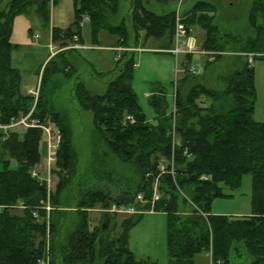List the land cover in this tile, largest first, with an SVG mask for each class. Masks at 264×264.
Returning <instances> with one entry per match:
<instances>
[{"label":"trees","instance_id":"obj_1","mask_svg":"<svg viewBox=\"0 0 264 264\" xmlns=\"http://www.w3.org/2000/svg\"><path fill=\"white\" fill-rule=\"evenodd\" d=\"M118 1L73 0V22L66 30L53 28L52 41H60L62 46L74 35L80 36L82 16L87 14L94 36L99 29L106 28L108 33L117 34L119 40L123 43L127 40L129 44V34L123 24L109 26L106 23L104 12L111 9L114 13ZM155 1L166 3L170 0ZM3 2L0 0V5ZM55 2L9 0L0 9V124L25 116L33 103L31 97L21 92L20 72L11 64L15 48L10 42L13 20L18 15L26 16L31 10L42 23L48 24L49 7ZM129 6L128 20L134 32V44L137 45L140 38L144 42L148 38L172 37L176 21L174 12L155 14L146 9L142 0H130ZM213 10L208 3L198 2L188 13L189 17L182 21L185 25L198 24L204 29L203 48L216 52L206 67L220 59L219 52H222L218 32L211 24L212 17L202 13ZM263 18L264 0H253L249 24L257 28V19ZM256 40H248L239 52H255V47L249 43ZM51 62L41 73L39 95L32 116L41 123L50 119L57 124L62 133V143L57 152L56 167L68 172L72 167V154L67 130L61 126L59 115L43 92L44 84L57 71L47 72ZM117 64L118 74L104 93L91 94L82 86L77 98L82 107L92 113L94 125L110 152L123 162L132 163L140 181L135 190L130 189L114 198L101 191L85 194L79 205L83 211L66 241L61 264H157L148 258H136L128 249V233L136 219H123L119 224L120 232L112 237L113 228H108V221L112 220L109 213L103 215L99 225L91 227L86 212L97 205L103 209L121 205L144 213H165L168 217L170 264H194L196 255L206 256L209 251L212 260L222 264H264V123L253 118L256 98L253 67L244 63L232 71L224 79L222 90L202 84L191 85L186 93L176 89L174 132L178 142L174 148L175 174L173 178L168 174L160 176L162 198L153 206L149 203L141 206L135 202L136 196L142 193L145 200H150L152 185L158 175V163L170 156L172 116L166 117L162 112L157 124L151 125L132 90L134 54H123ZM160 103L158 110L162 109L163 101ZM126 116H131L133 122H125ZM41 138L42 131L37 128L27 129L22 135L8 133L4 141L0 134L1 153L9 158L0 162V264H40L42 261L54 264L52 256L49 261L46 258V212L43 207L39 208L40 203L46 200V184L31 178L29 173V169L40 160ZM11 159L17 164L15 168L10 167ZM245 175L252 179L250 214L236 217L211 214L214 199L231 196L224 189H237ZM202 176L210 179L201 180ZM63 181L61 176L57 192ZM179 199L194 205L192 213L185 216L178 213ZM19 202L24 210L17 214L15 207ZM55 202L52 196L51 203ZM199 211L206 216L200 215ZM33 212L42 219L41 223L32 217ZM50 228L52 232L51 225ZM49 244V252L53 255L55 245L53 241ZM248 258L252 261L248 262Z\"/></svg>","mask_w":264,"mask_h":264},{"label":"rangeland","instance_id":"obj_2","mask_svg":"<svg viewBox=\"0 0 264 264\" xmlns=\"http://www.w3.org/2000/svg\"><path fill=\"white\" fill-rule=\"evenodd\" d=\"M8 1L4 0L0 5V9H3ZM126 1L127 3H124L120 0L116 15L111 9H107L109 13L105 14L108 23L117 24L119 21L121 22L120 19L126 15V8L130 0ZM145 1L142 0L144 5H146ZM198 1H206L213 6V12L205 13H208V17H212L211 24L216 27L219 40L222 43V53L225 54L221 55V52H219L221 58L215 60V63L209 67H204L205 64L198 61L197 65L200 67L199 73L192 76L193 78L191 79V76L185 77L183 73L178 76L175 74L174 56L157 50H150L157 49L155 46L158 45L145 46V51L133 53L135 67L131 84L132 90L136 94L138 103L147 121L151 125H156L159 115L164 112L166 117L172 116L171 133L175 131L176 113L174 109V94L176 89H179L182 93H186L188 88L194 84H202L217 90L224 89V79L232 71L239 69L248 61V57L246 56L248 54H237L241 51L240 46H244L248 40L254 39L257 40L249 43V46L255 47V52H250L254 53L251 54L253 59L251 66L254 70V86L256 92L254 119L260 118V120H263L264 58L261 59L260 57H264V47L262 46V40L264 39V18L257 19V28L249 24V11L253 0H170L166 3H159L152 0L155 7H151V9L155 14L177 12L180 15L178 21L182 22L186 17H189L188 13ZM67 4L68 1L61 0V6L64 5L62 8L64 18L68 22V18L72 13H67ZM70 9H72L71 3ZM24 18L38 32L39 39L33 41L28 38L34 46H29L27 49L21 48L17 52H14L12 67L20 72L22 79L21 90L31 85L33 80L29 78L31 75H34L35 81L39 80L37 86L35 87L34 85V90L39 95L41 73L45 67L44 65L41 68L39 65V57L45 52L40 46L43 42H47V27L35 17L31 10L26 13V16L24 15ZM69 20H72V16ZM123 25L132 30L129 20L125 19ZM191 27L193 28L194 36L198 44L200 46L201 44L203 45L205 40L204 29L198 24L191 25ZM89 28L90 25L88 23L83 28L87 41L88 36L86 33ZM88 44L93 48L78 52L73 51L53 59L47 66V72L50 73L52 70L57 71L51 74L50 79L43 86V92L48 95L51 100V105L59 115L61 126L67 130V138L72 154V167L68 172L61 171L56 167V157L55 162H51L50 165V176L43 177L40 173V179L45 181L49 179V182L46 181L48 188L46 200L40 203L39 208L40 206L43 207L46 212V258L49 261L52 256L54 264H61V256L66 241L78 222L79 214L83 211L79 205L85 194L92 191H101L108 195L109 198H114L130 189L132 191L135 190V187L140 181V175L132 163L123 162L110 152L105 140L98 133L94 125L92 113L85 110L77 98L78 90L82 86L92 94L104 93L107 89L108 81L116 74L117 62L115 60V53L113 51L94 49L95 47L91 41H88ZM226 52L235 54L226 55ZM46 53L48 54L47 50ZM192 60L196 61L198 59L193 56ZM65 61H70L74 69L66 72L64 75L62 70L65 68ZM40 68L42 70L38 77ZM23 94L33 99V106L35 101L34 97L28 93ZM153 100H156L155 104ZM159 100L163 101L162 109L160 110H158L157 106L161 104ZM201 102L199 101L198 103L201 104ZM205 105L207 106V104ZM124 120L126 122V117ZM43 124L53 134L60 132L57 124L50 119H46ZM26 130L23 126L13 129L10 128L7 130V134L16 132L22 135ZM60 134L62 136L61 132ZM6 137H2L3 141ZM45 137L46 132L43 130L42 139L39 143L40 160L29 169L30 176L31 169L38 167V164L42 161L41 158H45ZM5 159L9 158L6 154H2L0 150V162ZM16 165V162L11 159L10 167L15 168ZM38 169L44 171V167H39ZM61 176L64 178V181L60 191L57 192ZM251 185V177L245 175L241 178L240 185L237 189L232 191L224 189V192L231 196L214 199L210 207L211 214L234 217L250 214L252 211ZM52 196H54L56 201L55 204L51 203ZM179 202L178 213L180 215L185 216L192 213L194 205L191 202L184 203L181 199H179ZM115 206L111 205L109 209H113ZM23 210L24 207L19 202L15 207V211L17 214H20V211ZM103 210L105 209L101 205L88 209L86 214L91 227L101 223L104 217L103 215L105 214ZM199 213L204 217L206 216V214L200 211ZM109 217L112 220L110 222L108 221V228H113L110 237L120 232L119 224L123 219L127 217H131L133 220L136 219L135 224L131 226L128 233V249L136 258H148L157 264H170L167 251L168 217L165 213L150 211L136 216L110 214ZM35 221H40L41 223L42 219L38 217ZM50 225L53 228L52 232L50 231ZM51 241L55 245L53 255L49 252V243ZM250 261L252 259L248 258V262ZM194 264H211L210 258L205 255H199L195 257Z\"/></svg>","mask_w":264,"mask_h":264},{"label":"crops","instance_id":"obj_3","mask_svg":"<svg viewBox=\"0 0 264 264\" xmlns=\"http://www.w3.org/2000/svg\"><path fill=\"white\" fill-rule=\"evenodd\" d=\"M67 1H68V4L66 5V10H67V13H72V15H70V17L72 16V20H69L70 19V17H69L68 18V22H67L66 18H64V12L62 10L64 5L61 6V0H56V2L54 4H52V3L50 4V7H49V22H48V24L42 23L43 25H45L47 27L48 37H47V42H43V44H41V46H40L41 49L45 50V52L43 54H41L40 57H39L40 58V64L39 65L41 66V68L44 65L46 66L49 61H53V59H55L57 57L64 56L67 53H70V52H73V51L74 52H78V51H82V50L92 49L93 47L90 44H88V41H91V43L95 47L94 49L104 50V51H113L115 53V56H116V59H115L116 62L118 60V57H117L118 53L113 50V48H116V47L126 48V47H129V46H135V47L140 49V51H138V52H142V51L146 50V49H144L145 46H149L150 47V46L158 45V46H155L157 49H150V50H153V51L157 50V51H160V52L167 53L166 50H168L171 47V45H172V37L171 38H166V39H159V40L148 38L144 42L140 38L139 41H138V44L136 45V44H134V39H133L134 38V32L132 31L133 29L131 30L127 26H125V27L127 28V31H128V34H129V42H128L129 44H127V40H126L125 43H123L121 40H119L117 34L108 33L106 28L99 29L98 33L94 36V34L92 33L91 26L87 30V33H86L87 36H88V41H87V38L85 37L86 35L84 36L83 28H84V26L87 23L90 25V21L91 20L89 22H83V18L87 15V14H84L82 16V20H81V23H80L81 32H80V36H77L78 37L77 42H74L73 40H68V41L66 40V42H64V45L60 46V44H61L60 41H56V42L52 41L51 31H52L53 28L66 30L71 25V23L73 22V20H74L73 0H66V2ZM122 1L124 3H127L126 0H122ZM150 2H151V5H150ZM198 2L208 3L206 1H198ZM198 2H196V3H198ZM70 3H71L72 9H70ZM119 3H120V0L117 2L116 10L114 12L115 15H116V13H118ZM145 3H146V5H145L146 9L152 11L153 13H155L151 9V7L152 8L155 7L154 4L152 3V0H146ZM208 4L211 5L210 3H208ZM51 6H52V8H51ZM105 13H109V12L106 10L104 12V14ZM125 13H126V15H124L125 18L122 16V18L120 19L121 22L119 21L117 24H110V23H108L107 18H106V23L109 26H118V25L123 24L125 19L128 20V15L130 14V6H129V4L127 5ZM174 13L176 14V19L179 20L180 19V15L177 12H174ZM63 25H66V26H63ZM35 34L38 36V38L36 40H34V38H33V36ZM204 36H205V33H204ZM28 38L33 40V41H37L39 39L38 32L36 30H34L33 27H31V25H30L28 20H25L24 15H18L13 20L12 34H11V37H10V42L12 43V45L15 46V48H14L12 54H11V64H12L14 52H17L21 48L27 49V47H29V46H34V44H32V42ZM190 41H191V44L193 45V47H195L196 49H203L204 50L203 45L201 44V46H200L198 44V41H197V39L195 38L194 35L191 36ZM152 42H154V43H152ZM49 46H53L54 49H55L54 50L55 52L51 51ZM74 46H79V47L75 48ZM97 47H99V48H97ZM242 47H243V45L240 46V49ZM46 50L48 51V54L46 53ZM239 53H244V54H248V55L249 54L250 55L254 54V53H250V52H238L237 54H239ZM257 53H259V52H257ZM123 54H125V53H121V57H122ZM167 54H169V53H167ZM224 54L225 53L221 52V55H224ZM227 54L233 55L235 53H231V52L227 53L226 52V55ZM195 58L198 59V61H200L203 64H205L204 67H206L208 62H210L212 60V58L210 56H199V55H197V56H195ZM205 62H207V63H205ZM211 65H213V64H211ZM211 65H209V66H211ZM118 66L119 65L117 64L116 69H115L116 70V74H114V77L111 80L108 81V84L117 76V74H118ZM64 67L66 68V69L64 68L62 70L64 75H65L66 72L71 71V70L74 69V66L70 63V61H65L64 62ZM41 68L39 70L38 77L40 76V73H41V70H42ZM29 78L33 79L32 82H31V85H28V86H26V88L24 90H21L22 93H26L27 94L28 91L35 89L34 85L36 87L37 84H38L39 80L35 81L34 80L35 79L34 75H31ZM108 84H107V88H108ZM20 89H21V83H20ZM254 113H253V118H254ZM254 120L257 121V122L264 123V119L260 120V118H256ZM197 256H199V255H196L195 257H197ZM194 260H195V258H194Z\"/></svg>","mask_w":264,"mask_h":264},{"label":"built area","instance_id":"obj_4","mask_svg":"<svg viewBox=\"0 0 264 264\" xmlns=\"http://www.w3.org/2000/svg\"><path fill=\"white\" fill-rule=\"evenodd\" d=\"M90 18L88 15H86L83 18V22H89ZM193 28L191 26H187L183 24L182 22L178 21V19L175 22L174 25V31L172 35V46L167 52L172 54L175 58V74L178 75L180 73L187 74V75H197L199 73L200 67L197 65L198 60L194 61L192 60L190 64L187 66L184 65V62L180 61V57H186V56H208V55H215L213 52H209L203 49H196L193 47L191 44L190 38L193 34ZM37 35H34L33 38L37 39ZM72 40L74 42H77L78 37L73 36ZM75 48L79 46H74ZM51 51H54L55 49L52 46H49ZM114 51L118 53L117 57L120 58L121 53L123 52H134V51H140L138 48H132V47H126V48H121V47H116L113 48ZM55 52V51H54ZM248 63L252 64V58L251 56L248 57ZM28 94H31L34 97V104L30 111L28 112L27 115L22 116L18 118L17 120H12L10 123L3 125L0 124V134L2 137L7 136V130L10 128L13 129L15 127H25L26 129H31V128H39L46 132V137H45V158H41L42 161L38 164V167L32 168L31 169V177L33 179H36L38 181H43L46 184V181L49 182L48 180H42L40 179V173L43 177H49L50 176V165L51 162H55L56 157H57V152L61 143V134L60 132H56L55 134L51 133L50 129L46 127L45 124L41 123L38 119H35L32 117V114L34 112L35 108V103L37 100V95L38 92L35 90H30L28 91ZM126 122L132 123L133 118L131 116H126ZM172 146H171V153L169 158H162L160 159L157 170H158V175L155 177L154 183L152 185V194L150 200H145L143 197L142 193H139L136 196L135 202L141 205L149 203L151 206L154 205L155 202L159 201L162 198V192L159 189V177L168 174L172 178L174 177L175 174V154H174V148L177 145V140L175 138V132L172 131ZM3 139V138H2ZM53 164V163H52ZM39 167H44V171H40L38 169ZM201 180H209V176H202L200 178ZM47 188V184H46ZM48 190V188H47ZM24 207V206H22ZM105 212L111 213V214H121V215H133L137 213H143V210H137L134 207H124V206H115L113 209H107ZM32 217L36 220L38 219V214L33 212ZM206 256L210 258V263L211 264H221L220 261H213L212 260V253L209 251ZM40 264H47L45 261L40 262Z\"/></svg>","mask_w":264,"mask_h":264},{"label":"water","instance_id":"obj_5","mask_svg":"<svg viewBox=\"0 0 264 264\" xmlns=\"http://www.w3.org/2000/svg\"><path fill=\"white\" fill-rule=\"evenodd\" d=\"M105 224V222L104 223H102V225H104Z\"/></svg>","mask_w":264,"mask_h":264}]
</instances>
